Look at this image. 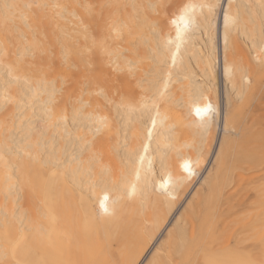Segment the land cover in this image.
<instances>
[{"label":"bare ground","instance_id":"obj_1","mask_svg":"<svg viewBox=\"0 0 264 264\" xmlns=\"http://www.w3.org/2000/svg\"><path fill=\"white\" fill-rule=\"evenodd\" d=\"M0 264H264V0H0Z\"/></svg>","mask_w":264,"mask_h":264},{"label":"rangeland","instance_id":"obj_2","mask_svg":"<svg viewBox=\"0 0 264 264\" xmlns=\"http://www.w3.org/2000/svg\"><path fill=\"white\" fill-rule=\"evenodd\" d=\"M198 79H200V78L198 77L197 80H198ZM219 85H220V86H219V89H220V93H221V82H220V80H219ZM56 95H58V94H56ZM220 101H221V97H220ZM187 195H188V193H187ZM161 235H162V234H161Z\"/></svg>","mask_w":264,"mask_h":264}]
</instances>
